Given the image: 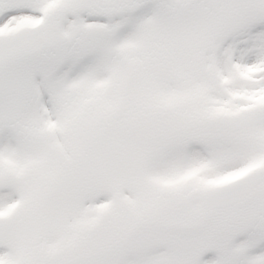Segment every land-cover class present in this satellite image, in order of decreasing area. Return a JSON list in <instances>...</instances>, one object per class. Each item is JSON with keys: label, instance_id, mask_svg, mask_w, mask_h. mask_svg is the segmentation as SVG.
Wrapping results in <instances>:
<instances>
[{"label": "snow or ice", "instance_id": "snow-or-ice-1", "mask_svg": "<svg viewBox=\"0 0 264 264\" xmlns=\"http://www.w3.org/2000/svg\"><path fill=\"white\" fill-rule=\"evenodd\" d=\"M0 264H264V0H0Z\"/></svg>", "mask_w": 264, "mask_h": 264}]
</instances>
